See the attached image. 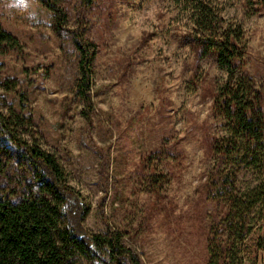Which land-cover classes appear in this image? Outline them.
Wrapping results in <instances>:
<instances>
[{"label": "rangeland", "instance_id": "rangeland-1", "mask_svg": "<svg viewBox=\"0 0 264 264\" xmlns=\"http://www.w3.org/2000/svg\"><path fill=\"white\" fill-rule=\"evenodd\" d=\"M244 31L243 72L264 96V8L259 0H213ZM0 0V27L22 48L0 54V109L25 97L35 136L63 165L88 208L91 234L122 233L141 264H207L208 140L226 121L212 105L213 83L227 73L185 44L187 14L172 0ZM72 31L96 44L90 103L80 93L79 51ZM4 110V109H3ZM168 176L152 192L154 169ZM261 174L247 169L241 185ZM242 264H264V203ZM85 264H92L85 262Z\"/></svg>", "mask_w": 264, "mask_h": 264}, {"label": "trees", "instance_id": "trees-1", "mask_svg": "<svg viewBox=\"0 0 264 264\" xmlns=\"http://www.w3.org/2000/svg\"><path fill=\"white\" fill-rule=\"evenodd\" d=\"M39 1L53 9L51 0ZM172 1L188 16L185 44L200 58L213 57L227 73L226 81L214 82L211 91L213 109L226 121L227 132L208 140L204 193L216 212L208 224L207 264H242L256 227L255 211L264 203V96L243 72L242 27L227 21L213 0ZM93 2L84 0L88 7ZM259 2L264 8V0ZM72 33L80 55V93L90 103L96 44ZM21 48L0 27V54ZM16 88V82L0 83L5 93ZM247 169L261 176L242 186L240 175ZM149 181L150 191L159 193L169 179L156 168ZM88 211L60 160L36 138L25 97L17 106L0 109V264H141L123 244L121 232L89 233ZM256 247L264 253V238Z\"/></svg>", "mask_w": 264, "mask_h": 264}]
</instances>
